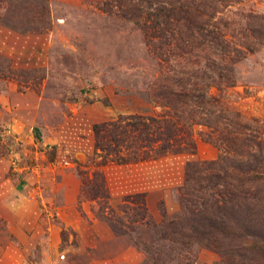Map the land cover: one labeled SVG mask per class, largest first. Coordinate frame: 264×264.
Segmentation results:
<instances>
[{
  "label": "rangeland",
  "instance_id": "rangeland-1",
  "mask_svg": "<svg viewBox=\"0 0 264 264\" xmlns=\"http://www.w3.org/2000/svg\"><path fill=\"white\" fill-rule=\"evenodd\" d=\"M105 5L0 0V264H241V240L220 255L161 230L202 196L219 199L185 189L188 162L218 157L200 137L207 127H193L195 154L105 166L95 154L93 125L163 115L150 92L177 70L125 6ZM237 10L264 16V0ZM253 44L231 64L232 87L210 93L264 133V40ZM84 181L106 198L82 192Z\"/></svg>",
  "mask_w": 264,
  "mask_h": 264
},
{
  "label": "trees",
  "instance_id": "trees-1",
  "mask_svg": "<svg viewBox=\"0 0 264 264\" xmlns=\"http://www.w3.org/2000/svg\"><path fill=\"white\" fill-rule=\"evenodd\" d=\"M245 1L106 0V8L125 6V18L141 27L156 57L166 65L172 61L177 70L162 75L150 92L163 115L118 117L94 124L92 132L94 152L105 166L195 154L193 127H207L209 133L200 137L217 148L218 157L188 162L185 189L219 199L202 196L198 205L186 206L179 223L161 230L167 238L178 236L220 255L225 241L233 246L241 240V264H264V133L210 93L232 87L231 64L256 50L254 40H264V16L232 11ZM194 54L200 63L188 60ZM93 175L102 178V172ZM83 184L82 192L93 199L106 198L102 187Z\"/></svg>",
  "mask_w": 264,
  "mask_h": 264
},
{
  "label": "built area",
  "instance_id": "built-area-1",
  "mask_svg": "<svg viewBox=\"0 0 264 264\" xmlns=\"http://www.w3.org/2000/svg\"><path fill=\"white\" fill-rule=\"evenodd\" d=\"M62 259H64V256H63V258Z\"/></svg>",
  "mask_w": 264,
  "mask_h": 264
}]
</instances>
